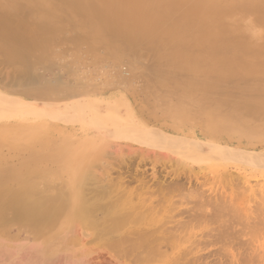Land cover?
<instances>
[{"label":"rangeland","instance_id":"obj_1","mask_svg":"<svg viewBox=\"0 0 264 264\" xmlns=\"http://www.w3.org/2000/svg\"><path fill=\"white\" fill-rule=\"evenodd\" d=\"M79 1L78 0L77 1L76 0H0V99L1 100L6 99L4 100V102L1 101L0 103L1 107H2L1 104H3V107L2 108L0 107V165H1L0 166L1 168L0 177L2 178L5 175L4 176L5 179L6 178L11 179L10 180L11 182L9 183V185H8L9 180L7 179H6L7 181L6 180L1 181L3 182V184L0 185L1 187L0 191H2L0 192V202L3 203V204L0 203V205L2 204L0 207L2 210L1 212L3 211L4 213L6 211L8 212L9 207L11 209L10 210L11 212H8L9 214L11 213L10 217L8 213H5L4 217H3V213H0V215L3 217V218L0 217L2 218L0 220L1 222L0 223L1 225L0 226V264H146L143 262L140 263L138 261L134 262L133 259L121 257L116 252H114L111 248H109L107 245L104 244L106 243V240L104 238H107V241H109V239L112 240V237L116 238L119 236V234L123 235L124 233H126L124 229L126 228L128 229V227L130 229V226L132 228L133 225L135 224V223H128V222L125 223L126 226H124L125 225L124 224L122 226L123 228L121 227V229L119 230L120 233L119 232L115 233L109 230L110 225H112L113 222L117 221V217H118L110 213L112 212L111 210H114L112 209L114 208V206L111 207L110 204H112V201L111 203L109 202L110 201L109 196L113 194H110L109 192H104V187L108 186L105 184H108L107 180H110L111 178L115 182H118V179H119L120 180L119 183L121 184L123 183L121 181H124L125 182L124 186H126L128 190L132 191L133 193L136 192V195H134L135 196L134 198L137 200L135 201L134 199V202L140 201L139 197H141L144 201H146L145 202L146 204L149 203V201H150L149 203L150 205L153 204L150 206L149 214L147 212L148 210L147 211L142 210V211L144 212L145 215H147V216L144 215L146 219L148 215L149 216L151 215L150 217L152 219L154 218L153 224L155 225L151 224V228L152 226L153 228H157L154 230H160L162 228L163 230L162 231L160 230L159 232L164 231V233H166L167 230L170 231V228H172L171 230H175L173 228H175L176 226H178L179 228V225H176L178 224L177 222H181L182 220H183L182 222L186 221L187 214L184 213L183 211L187 208H190V204L188 201L190 197L188 196V193L186 192L188 189H192L190 186L195 187L196 185L198 186L200 185L199 187H201V189L205 191V195L215 196V194L221 193L222 195V193H224L226 194L225 197L227 196L229 198V196L234 195V194L233 195L231 194L232 190L233 189L235 190V186L238 187L237 185H238V182L240 181L238 188L241 189L240 187H243V189L245 188L247 189V190L246 189L240 190V191L243 190V193L240 192L241 193L240 199L242 198L243 200L241 201L244 203L243 210H246V209L248 210L247 207H250V211L251 210L255 211L259 208V207H256L255 201L257 200L258 206H260V203L264 201L263 199L264 198L263 197L264 196L263 195L264 194L263 193L264 192L263 190L264 189V86H262L264 83L263 82L264 72L263 71L260 72V68L262 64L264 66V62H263L264 60V44H263L264 43V33H263L264 32V15H263L264 14V0H256V2L255 0L253 1L246 0L248 3L245 0L243 1L241 0H235V1L234 0H226V1L219 0L218 5L221 4L220 6H222L224 2L226 3L228 2L232 7H234L235 10H230V11L231 13L236 14L235 16L238 19H228V18L227 19H218V18L215 19L216 28L214 30L212 29V32L204 30L203 28L200 29L201 27L196 28L197 27L196 25L185 23V20L183 19V17L185 16H187V18L190 17V13L186 11L188 10V7H186L187 9L183 8L184 9L183 11L182 9H180L178 11L179 13L178 12L176 13L175 12L176 10L169 12L171 7L166 4H163L164 0H133V3H132L133 5L139 3V7L142 6L140 7L139 10H138L139 7L137 5L135 6H137L138 8H136L135 6H132L130 9L129 6L131 5H129L130 4V2H128L129 0H127V2L125 1V3H124V0H121L122 1L121 4L116 3L118 0L116 1L110 0V3L108 2L109 0L108 1L107 0H104V1L103 0H90V1L87 0V2L86 0H79ZM94 1L95 3L99 1L98 2L99 4L98 3L95 4ZM130 1L132 2V0ZM89 2L91 4L93 2L92 5L94 7L97 6L94 9L96 8L98 9H96L95 11H93L92 9V12L91 10H88V7L90 9L93 8L92 5L89 4ZM260 2L261 4H259ZM102 3L105 5L103 6ZM113 3L116 5L113 6L114 5ZM256 3L258 6H261L263 8L258 7ZM111 4H113L112 6L116 8L115 10L113 9V7L110 8ZM118 4L119 6L125 5V6H121L120 8L122 7H127V8H125L124 10H120V8H117ZM5 5L7 7H5ZM108 5H110V7ZM99 6L101 7V10ZM108 7L110 10L107 9L108 11H106L105 9ZM147 7H148V10L149 8L151 10L153 9V11L157 13L156 14L157 17L158 16L159 18L162 17L163 20L159 18L157 19L156 17L158 24H160L163 21V23L160 24L162 26L163 24L167 22L166 28L168 27L169 29L171 28L170 31H177L176 38L173 37L171 39L169 36L165 35V31L167 30L165 29L162 30V27H165V25L161 27L155 23L156 21L153 24L151 23L152 20L154 21L155 13L152 11V13L154 14V17L153 15L152 16L150 15L152 14L150 13L151 11H149V14L146 15ZM168 7L170 8L167 10L169 13L166 11V8ZM132 8L133 10L136 9L137 12L139 11L140 13L139 16L143 17L144 15H146L148 18V16L150 15L152 17L151 21L149 22L152 26L150 24H148L147 26L146 24L148 22L143 21V23L145 24H142L143 26L142 29L143 31H145L146 35L148 33H151L152 35L153 33L155 34L154 36L150 37L148 36L150 34H148L147 35L148 39H147L146 35H143L144 33L142 31L141 32L143 34H140L141 32L140 33L137 32V31L142 30L140 29L141 23L140 24L138 23L140 21V17L136 15L138 14L136 11L131 12ZM141 8L143 9V11H146L145 14L144 13L141 14L140 12ZM102 9L103 11L105 10V12H103L104 16H101L100 14V11H102ZM113 10L115 12L112 15ZM128 10L129 12H131L132 14L134 13V14L131 15L130 13V16H128L129 15ZM109 11L111 14L109 13ZM117 11H119L117 13L118 15L115 14ZM123 11L126 12V15L124 14L125 12ZM163 11L165 12L166 15H164ZM243 11L245 12L249 11V13L247 12L246 14L243 15L244 13ZM94 12L95 13L99 12V14L97 13L96 15ZM121 13L125 15L124 17L126 16H128L129 18L131 17V20L136 15V17L139 20H136L137 19L136 17H135L136 19L135 18L134 19L139 25L135 22L136 25L138 26L137 27L136 25L134 26L135 24L134 19H133L132 24L130 25L131 22H129L128 17L124 18V22L126 20V23H127V20H128L129 23L127 24L129 26L126 23L124 25V22L122 21L123 15H121ZM247 14H250V15L247 16ZM257 14H262V16H260L258 19L257 17H255V15ZM177 15L181 18L176 19ZM117 16L122 17V19L121 18L114 19V17L117 18ZM100 17H103L104 20L107 18L108 20L106 19V21H103V19ZM174 18L176 19V21H173L175 20ZM147 20L149 21L150 19L148 18ZM118 21H120L121 23ZM120 24H121L122 29L120 28V26H118ZM157 25L158 27H156ZM130 27L131 28L136 27L134 28L136 31L135 34L138 35L137 33H139L140 36L138 35L139 36L138 37L134 35L133 33L134 30L132 31ZM126 30H130V31H126ZM150 30L154 32H150ZM156 31H159V33ZM198 32H201V33L199 34ZM231 38H232L233 43L230 40ZM152 39L153 41L154 40L155 41L153 42ZM164 39L165 41L163 42L162 40ZM226 41H227V45H226ZM173 43H174V46H173ZM228 44H230V47H228L229 46ZM231 44L232 46L233 44H237L236 46H233L235 47V49L231 48ZM161 45L163 46L162 49H161ZM252 46L253 48L251 49L250 47ZM152 47H157L158 50L157 48H152ZM178 48L181 50H178ZM167 49L169 50L167 51ZM182 50L186 51V55H188L187 53L190 52L188 58L187 56L184 55L185 53ZM178 51L179 52L181 51L180 54L183 52V55H182L183 57L178 54ZM174 52H176V54L178 55L176 56L175 54L174 60L173 59L170 60V58H172L171 54L173 55ZM157 53H160L161 55L160 54L158 55ZM241 53L243 55H241ZM254 53L256 54V58H255ZM248 54L250 55L252 54L251 57ZM167 55H169L168 56L169 59H167ZM175 56L177 57V59H175L176 58ZM178 56L179 57L181 56V57L179 58ZM258 56H261V59H259ZM181 58L182 59L184 58L183 63L179 65L178 63L181 62L180 61L182 60ZM185 58L187 59V61ZM232 59L234 60L236 64L233 62ZM166 60L167 62L164 63V61ZM169 60L174 61V63L172 61L173 65L171 64ZM176 60L178 63H176L175 65ZM248 60L250 61L249 62L250 64L248 63ZM240 64L241 66H239ZM255 64H257V66ZM236 67L237 68L240 67V68L236 69ZM166 68L167 69L169 68V69L166 70ZM160 71H162V73ZM255 71L257 73H255ZM230 72L232 74H230ZM251 72L254 74H252ZM171 81L172 83H170ZM147 82H151V83L148 84ZM203 86L204 88H202ZM46 87H49V88H46ZM50 90H52V93H53L52 96H50L51 94ZM36 91H41V93L46 91V93L47 92H50V93L46 97H42V98H40L42 95H40V97L38 95L37 96L35 95V97H33L34 96L33 95L31 97V95H29L32 92L34 93ZM55 91L60 94H57V93L55 94ZM70 92L71 93L74 92L73 95ZM67 93L69 94L67 95ZM48 96H50L49 99L47 98ZM1 97H4V98H1ZM43 98H47L48 101H46V99H43ZM219 99L220 101H218ZM18 103L21 105V106L19 105L20 108L22 107L21 109L18 107L19 111L14 109L13 107V104H18ZM4 106H7V107L10 106L13 108L12 110H10L7 107L4 108ZM81 106L84 107V109ZM25 107L27 108L32 107V110L27 109ZM2 109L5 112V113L2 112L3 114L1 113ZM98 109L99 111L97 112ZM14 110L17 112H15ZM160 110L161 112H159ZM155 112L157 115L155 114ZM15 114L18 118L15 116ZM85 114L87 115L84 116ZM94 114L97 118H99L100 116H103L101 117L102 120H100L101 118H99V120L102 122L103 120L107 119L108 126L109 125L111 126V121H109L110 119L112 120V122L115 120L116 123L115 122L114 123L116 125L112 123V125H114V128H112L111 126V128L109 129L108 126L107 127L103 126V124L100 123V121L97 122L98 120L97 118L94 120L90 118V116L94 117ZM4 115L6 116V118ZM187 115H189V117H187ZM107 116L108 117L110 116L109 117L110 119L107 118ZM154 117L156 118L154 119ZM77 118L78 120L79 119L81 120L78 121ZM92 122H96L95 123L96 125L93 124ZM82 123L84 124L82 125ZM97 124L100 125L99 127H101V129L97 126ZM119 124H121L122 127L117 126ZM94 126H96L97 128ZM176 127L177 128L179 127L178 129L180 130H177ZM106 128H108L110 132ZM143 128L145 129L146 132H149L148 134H152L151 132L157 133V135L160 134L163 140L160 141L161 138H159L160 137L159 135L157 136V138L156 137L153 138L152 140L154 142L152 141V143L150 144L149 142L147 143L146 141L147 138L144 136V134H143V138H138L137 135H140L141 133L138 134L137 131ZM120 131H122L123 134ZM132 136L133 138H130ZM189 141H190V144H189ZM194 143L196 144L198 143L197 144L198 146L196 144H195L196 146L193 145ZM199 144H202V145H199ZM164 145L166 147L168 146V148H165ZM181 145H184V146H181ZM191 145L194 147V149L188 148ZM203 145H205V147L209 146V148H203L204 147ZM185 146H186V149L177 148V147H185ZM200 146L202 147V149ZM94 147H96V149H94ZM121 147H122V150H121ZM191 149L192 151L194 150L193 154L195 155V157L196 155H204L203 156L204 159L202 158V156H200L201 158L199 159L196 158L198 159V161L194 159L195 157L194 156L192 157L190 155ZM82 150H84L85 152L84 151L82 152ZM171 150L173 151V153ZM187 150H189L190 153ZM146 151H148L149 154ZM180 151H183V153ZM184 151L188 153L185 154ZM195 151L201 152V154L200 153L198 154ZM33 152H35L36 155H34L35 153ZM97 152L98 154H96ZM219 152H221V154L223 153L222 155L224 156L222 157L223 159L218 158L221 156ZM205 153H206V156H205ZM207 153L210 154V155L208 154L210 157L209 156L207 157ZM161 154L162 156L164 155L163 157L166 158L168 161L165 162L166 159L164 160ZM165 154L168 155L169 157L165 156ZM188 154L192 157V159H194L197 162L192 160ZM145 155H147V157ZM185 155L186 156L188 155L187 157L189 158L184 157ZM211 155H215L216 157L218 156L217 157L218 161L215 160L216 159L215 156H214L215 159L211 158ZM100 157L105 159L103 160L104 162L101 160L102 158L100 159ZM170 157L173 158L172 161L170 160V163L172 162L171 164H169ZM175 157L176 159H178L177 161H179V163H177L176 159H174ZM206 158H208L209 161ZM122 160L124 161V163ZM39 161L41 162L39 163ZM91 161L93 162L91 163ZM25 162L28 163V165ZM32 162L35 164H33ZM81 162L82 164H80ZM187 162L188 164H186ZM22 163L24 165L26 164L25 167ZM108 163H111V164H108ZM176 163L177 165H175ZM178 164H180V166ZM8 166H10V168ZM104 166H106L108 169ZM6 167L8 169H6ZM81 167L82 168L84 167L83 170H81L82 169ZM16 168L20 169L21 171L16 170ZM89 168H91L92 170H89ZM94 168L96 169L98 168V169L94 171ZM99 168H100V171H99ZM59 169L61 172L59 171ZM88 170H89V173L87 172ZM14 171H17V172H14ZM72 171H75L74 174ZM97 171L101 174L102 177H100ZM177 172H180V173H177ZM15 173H17V175ZM171 173H172V177L170 175ZM174 173L180 174L182 176L181 182L184 181V184H185V190H183V193L180 192L181 196L179 195V197L176 196L175 198V200H179L177 201L178 204L176 206L177 207L176 209L184 208V210L179 209L177 211L176 209L174 210V207L169 210V207H167V205H164L166 203L162 202L163 199H161L163 197V194L161 193H164L166 195L165 193L166 190H164L163 192V189H165L164 185L167 184V182L168 183L170 182L168 180L172 181L175 175ZM153 174H155L156 176ZM14 175L18 177L20 176L19 177L20 182H18V184H20L19 185L20 187H18L15 184L17 182L15 183L13 182L12 178L14 177ZM84 175L86 176L89 175L85 177L89 178L90 181L89 180L85 181L88 184V186L84 185L85 182L83 184L84 189L86 188L85 186H87V188L85 189V193L87 192V194L84 193L85 195L83 197L81 196L83 194L82 193L83 190H81L80 192L79 189H82L83 187L82 182L83 180L86 179V178L85 179L83 178ZM192 176H195V177H192ZM75 177L77 178L75 179L76 181L72 179ZM107 177L109 179H107ZM229 177H230V181H229ZM231 177L234 179H231ZM54 178H56L57 181ZM94 178H96V180H93ZM184 178L185 180H183ZM226 178L228 179V181ZM189 179L190 180L192 179V180L189 181ZM34 180L35 181L37 180V182H35ZM224 180H225V183H224L225 187L223 186ZM48 181H51V182H48ZM95 181H98V182H95ZM44 182H47V183L45 184ZM68 182L74 185L75 183L76 185H78L79 183L81 184L82 187L81 186L79 187V185L78 186L75 185L74 187V185H71L70 183L68 184ZM159 182H161V184L163 183L162 185L159 186V187L162 186L161 188H163L161 190L162 191L161 193L158 191V188H157L159 185L158 184ZM226 182H228V184ZM6 184H7V187H6ZM67 184L70 186H73V188L68 187ZM215 184L216 186L219 184V186L216 187ZM15 185L19 188V190L16 188ZM21 185H22V188H21ZM93 186H95L96 189ZM247 186L248 187L250 186L249 187L250 192L254 190V189H251V187L256 188L255 191H252L253 194L256 192V190H258L257 188H259V190L257 191L258 194L256 192L259 198L256 196L254 197L256 199L252 198L251 197L252 193L248 191ZM12 187L16 188L18 191L14 188L12 189ZM92 187L93 189H91ZM145 187L146 189H149V190L155 188L156 191L151 190L149 191L151 193H149L148 190L144 189ZM231 187H234V188H231ZM8 188H9V191H7ZM68 188H69V191L70 190L72 191L69 192L67 190ZM88 188H89V191H88ZM213 188H215V190L213 191L214 194L212 192ZM217 188L224 189V190L219 191L217 190ZM34 189L35 190L40 189L42 195L40 194V192L36 193ZM94 189L95 191L96 190L97 191L96 192L92 191ZM15 190L18 193L22 194L23 198L21 197L20 194L17 195L16 194L17 192ZM236 190L237 192L236 191L235 192L237 194L238 189ZM144 191H147V192H144ZM73 192H75L76 194L75 193L73 194ZM28 193H31V194L35 193V195L33 194L30 195ZM102 193L103 194L106 193L105 195H107L108 193V195L109 194L110 195L109 196L104 195L106 198L104 197L103 199ZM139 193L141 194V196ZM240 193H238L237 195L239 196ZM61 194H63L64 196L67 195L66 198L62 197V199L64 198V200L68 199L67 197H69V199L67 200L69 202L65 204V206L63 205L61 206V204H64L65 202H67L66 200L64 202L60 198ZM193 194L196 195V191ZM243 194H245V196H243ZM9 195L10 197H8ZM27 195L31 197L32 199L29 198ZM53 195H56V196H53ZM249 195L250 197H248ZM259 195L261 196V198ZM72 196L74 200L72 199ZM74 196L76 197V199L74 198ZM98 196L100 197L95 198ZM246 196L248 197L247 199L249 198L250 200L251 198L253 199L251 201L250 200L246 201L247 205L244 199L246 198ZM14 197L18 200V202L17 200L16 202H14L15 200L13 199ZM79 197H81L82 200L83 198L86 197L85 199L87 200L84 199V201L86 202L89 201L88 203H90V199H91V202L94 200V203H95L94 208H96V205L99 206L103 204V202L105 203L106 206L103 204L101 205V207L100 206L97 207L96 208L97 210L96 209L93 210L92 203H90L91 205L90 207L92 208L91 210V208L88 206L89 204L87 205V203L85 202L86 203L85 205L89 207L87 208L88 209L87 210L85 209L84 205L81 203L82 200L79 199ZM101 197H102V200H104L102 203L99 202L101 201L100 199ZM145 197L148 199H146ZM11 198L13 200H11ZM39 198L41 200L43 198L44 199L41 201ZM50 198L52 199L54 198V199L52 200ZM112 198L114 200V195ZM149 198H152V200ZM25 199L27 200L26 202L24 201ZM59 199H61L62 201ZM70 199L72 200L70 201ZM97 199H100V200L98 201ZM29 200H31L30 202L34 204L29 205L30 203ZM48 200L49 201L51 200V201L49 202ZM76 200L78 201L76 202ZM6 201L9 203V205L8 203H6ZM37 201L39 202L41 206L38 205ZM59 201H61V203ZM105 201H107V203ZM183 201L185 203H183ZM252 201L255 205L251 203ZM44 202L49 203V205L45 204ZM75 202L78 203L80 207L84 208V210L83 208H81V210L83 211H80L79 209L80 214L78 211L74 210L76 208L78 210L79 208L78 205L75 208L76 204L75 205L73 204ZM162 203H163V206L159 205ZM243 203L240 202L239 204L242 206ZM5 204L7 206H5ZM25 204H28L31 207ZM35 204L36 206H34ZM69 204L71 205L73 204V207L72 206L71 207L74 209H72L71 207H66V206H70ZM80 204H82L83 206H81ZM239 204L237 203L236 206L240 207ZM44 205L46 208L44 207ZM46 205H48V207ZM253 205L254 207L251 208ZM102 206H104L103 208L105 207L106 208L103 209ZM159 206H161L162 209ZM164 206H166V208ZM40 207H42L43 209L45 208V209L43 210ZM65 207L67 208V210H64ZM262 207H263V212H264V206ZM36 208L37 210H34ZM52 208L54 210H52ZM59 208L63 210V213L64 211H67L65 212L66 215H61L63 213ZM153 208L155 209V211L151 212V210L153 211ZM12 209H16L17 212H15L16 210L14 211ZM40 209L42 210L43 213L41 212ZM106 209L108 210L111 209L109 210L110 214L104 213V212H107ZM33 210L35 211L36 216H34ZM89 210L91 212H89ZM37 211H39V213H36ZM51 211L52 213L54 212L53 216L51 215ZM163 211L164 212L168 211L167 213L168 214L170 213L169 214L170 216L171 215L172 217L174 216V218L171 219L170 223L168 222L170 221L168 220L170 219V217H167L169 215L166 212L164 213ZM171 211H173V213H171ZM252 211L249 212L248 210L246 212L250 214L251 217L249 218H253L252 220H256L254 218H257L259 213L257 214V212H252ZM81 212L84 213L83 215L86 214L87 216L85 215L86 217L85 216L83 217ZM92 212H93V215L94 214L95 215L98 214V215L96 217L95 216L93 217L91 214ZM120 212H118V214ZM55 213L56 214L60 213V216L56 215ZM67 213H69V215H67ZM245 213L243 211V214ZM253 213H256V215L255 214L251 215ZM37 214H41V215H37ZM158 214H160V216H158ZM243 214H241L238 217H243L246 215V214L245 215ZM108 215L109 216L111 215L110 217H112L113 215L111 221ZM154 215L156 217H154ZM54 216L56 217L55 220H53ZM106 216H108L109 218L108 220L110 222L106 221L107 219L104 220L105 218H107ZM36 218L39 221L35 220ZM47 218L52 219L53 223H52V220H48ZM158 218H159V222H157ZM9 219L11 220L8 221L9 222L8 223L7 220ZM94 219H96L95 222L97 225L96 224L93 225V223L95 222L92 220ZM2 220L4 222L6 221L8 225H6V223H3ZM46 220H48V222ZM90 220L93 223H90L91 222ZM98 220L99 221L101 220L100 223H98L99 222ZM148 220L150 221L151 219H148ZM163 220H166V221L164 222ZM63 221H65V223ZM236 221L240 222V220H236ZM37 222H39V224ZM54 223L56 225H54ZM89 223L90 225H87ZM194 223L196 222L194 221ZM205 223L207 224V222ZM214 223H211V226H213L212 229L215 228L217 232L220 231L219 228L217 227L219 224L215 223L217 225L216 226ZM240 223H238L237 225L238 228H241V225L239 227ZM28 224H29V227H28ZM91 224L96 227L99 226V228L101 227V225L102 226L105 225L106 227L104 226L105 228L103 227L100 230L99 228L98 229L96 228L94 231V228L91 226ZM162 224L164 227L162 226ZM203 224L202 225L200 224V226L196 225V228L194 226L195 229L190 230V227L189 229H187V232L190 231L189 234L192 232L191 236L192 235L198 236V238L194 236L192 237L195 240L198 239V241H201L203 243L204 246L201 244L202 250L204 247L206 248V249L204 248L203 251L199 249L198 251L195 250V252L197 251L198 256L195 252L194 254L191 255V257L194 260L193 262L197 261L196 264H201L200 261H202V263L204 262V264H208V263L209 264H217V263L219 264H229V263L230 264H235V263L242 264L243 261L245 262V264L246 263L247 264L256 263V261L254 260L251 261L250 259H248L254 256V255H251L253 252L249 249H246L248 248L246 244H244V246L242 245L243 244L242 242H244L245 239H248V236L246 238V236L244 237L243 235L242 238L244 237L243 238L244 240L242 238H236V240L238 239V241L240 239L239 242H241V239H242L241 244H239V242L236 243L237 242L236 240H232L234 242L236 241L235 244L234 242H232L230 243L231 245L227 246L229 244L228 242L231 239L228 240L227 241L228 244L225 243L224 245L227 246L226 248H228V251L230 250V252L226 253L227 249L225 252L224 250L225 247H223L224 245L222 246L223 248L219 247L220 245L219 242H221L220 237H217V239L219 238V241L217 239H215L217 241H213V238L209 236L205 237L206 235L208 234L210 235L211 233H209L205 224L204 225ZM30 225L34 227H31ZM25 226L28 228H26ZM144 226L148 227V225H144ZM144 226L138 224V228L140 227L143 228ZM234 226H236V224ZM184 227L185 226L180 227V228L184 229ZM203 227H205L207 230L204 229ZM208 228L210 229V227ZM129 229L127 231H129ZM204 230H206L205 233H208V234L205 235ZM237 230L239 231V229ZM237 230L233 232L238 233ZM96 231L97 233H95ZM194 231L195 233L193 234ZM185 232L183 235L188 237L186 235L187 232L186 233ZM217 232H215L214 230L212 231V236H214V238L217 236L216 235L218 234ZM233 232L231 231L230 232L231 235H229V237L228 236L226 237L229 239L231 238L230 236H235L236 234ZM260 232L264 233V230H261ZM200 234L202 235V237L200 236ZM259 237L260 239L258 238L259 241L257 242V245L258 243L260 244L264 241V234H261V236ZM262 237L263 239H261ZM199 238H202V239H199ZM227 238H224V241ZM203 241L204 242L211 241L210 243H212L213 241V243L212 244L207 243V245L205 246L206 243L204 244ZM237 244L239 245L240 248L238 247ZM262 244H264V242ZM184 245H185L184 247L186 246L188 247L189 243L184 244ZM236 248L239 251L236 250ZM165 249L166 248L164 247V250ZM168 250H169L168 252L171 251L170 249ZM262 251H264V249ZM231 252L234 253L233 254L234 256L232 255ZM246 252H248V254ZM214 253L216 255H214ZM224 253L227 254V257H229V259L225 257L226 255H224ZM258 253H256V256L257 254L259 256L257 258L259 260L262 258V260L264 261V257L262 256L263 254L261 252H258ZM199 255L200 256L202 255L203 257H201L200 259ZM207 256H209L210 258H208ZM213 256H216V257L219 256V257L216 259ZM231 257L233 258V260ZM196 258H198L199 260H196ZM245 260L249 262L250 261L255 262V263H249ZM165 261H169V260L166 259ZM165 261L163 262L165 263ZM157 262H152L150 264H153V263L157 264ZM163 262L161 264H164ZM167 263L169 264V262ZM259 264H264V262H261Z\"/></svg>","mask_w":264,"mask_h":264},{"label":"bare ground","instance_id":"obj_2","mask_svg":"<svg viewBox=\"0 0 264 264\" xmlns=\"http://www.w3.org/2000/svg\"><path fill=\"white\" fill-rule=\"evenodd\" d=\"M77 1V0H76ZM79 1V0H78ZM88 1H90V0H88ZM104 1V0H103ZM108 1V0H107ZM114 1H116V0H114ZM119 1V0H118ZM116 2V3H120L121 4V0L119 1V2ZM125 1L127 2V0H124V3H125ZM218 1L219 0H164V2H163V4H166V5H168V6H170L171 7V9L168 7V8H166V11L168 10V9H170L169 10V12L170 11H173V10H176L175 12L177 13L180 9H182V11L186 8V7H188V10H186V11H188V13H190V17L189 18H187V16H185V17H183V19L185 20V23H190V24H193V25H196L197 27L196 28H198V27H201L200 29H204V30H207V31H211L212 32V29L214 30L216 27H215V19H238L235 15L236 14H233V13H231V11L230 10H235L234 9V7H232L228 2L226 3V2H224L223 4H222V6H220L221 4H219L218 5ZM226 1V0H225ZM235 1V0H234ZM241 1H243V0H241ZM246 1V0H245ZM253 1V0H252ZM252 1H250V2H252ZM80 2V1H79ZM86 2H87V0H86ZM99 1H97L96 3H98ZM102 2V1H101ZM109 3H110V0L108 1ZM113 2V1H112ZM111 2V3H112ZM128 2H130V4L129 5H131V6H129L130 7V9H131V7L132 6H135V5H137L138 7H139V3H137V4H135V5H133L132 3H133V0H132V2L129 0ZM247 2V1H246ZM255 2H256V0H255ZM71 3V2H70ZM74 3V2H73ZM94 3H95V1H94ZM95 3V4H96ZM123 3V4H124ZM242 3V2H241ZM248 3V2H247ZM8 4V3H7ZM76 4V3H75ZM81 4V3H80ZM86 4V3H85ZM89 4H91L90 2H89ZM92 4H93V2H92ZM91 4V5H92ZM99 4V3H98ZM101 4V3H100ZM114 4V3H113ZM111 4V7H110V5H108L110 8H112L113 6H115L116 4ZM128 4V3H127ZM127 4H126V6H127ZM244 4V3H243ZM252 4V3H251ZM259 4H261V2L259 3ZM77 5H78V3H77ZM87 5V4H86ZM90 5V6H91ZM102 5L104 6L105 4H103L102 3ZM113 5V6H112ZM165 5V6H166ZM218 5V6H217ZM238 5V4H237ZM256 5H257V3H256ZM82 6V5H81ZM102 6V7H103ZM106 6H107V4H106ZM105 6V7H106ZM121 6H125V5H121ZM121 6H119V4L117 5V8H120ZM137 6H135L136 8H138ZM164 6V7H165ZM190 6V7H189ZM220 6V7H219ZM255 6V5H254ZM258 6V5H257ZM5 7H7L6 5H5ZM77 7V6H76ZM87 7V6H86ZM92 7L93 8H89L88 7V10H91V12H92V9H93V11H95L96 9H98V8H96V9H94L95 7H97V6H93L92 5ZM100 7V6H99ZM109 7L108 8H106L105 10L106 11H108V10H110L109 9ZM140 7H142V6H140ZM140 7L138 8V10L140 9ZM256 7V6H255ZM258 7H260V8H263V7H261V6H258ZM125 8H127V7H122V8H120V10H124ZM134 8V7H133ZM133 8H132V10H131V12H134V11H136L137 12V10L136 9H134L133 10ZM184 8V9H183ZM249 8V7H248ZM254 8V7H253ZM108 9V10H107ZM113 9L115 10L116 8L115 7H113ZM129 9V8H128ZM129 9V10H130ZM187 9V8H186ZM100 10H101V7H100ZM99 10V11H100ZM105 10L103 11V9H102V11H100V14H101V16H104L103 15V12H105ZM113 10V12H112V15H113V13L115 12ZM129 10H128V13H129V15H128V13H127V15L128 16H130V13L131 12H129ZM142 10V11H141ZM141 10H140V12H141V14L142 13H144L145 14V12H146V15L147 14H149V11H151L150 13H152V11H153V9L151 10L150 8H149V10H148V7H147V9H146V11H143V9L141 8ZM112 11V10H111ZM181 11V12H182ZM250 11V10H249ZM249 11H243L244 13H243V15L244 14H246L247 12L249 13ZM119 11H117L115 14H117ZM120 12H122V11H120ZM123 12H125V11H123ZM136 12H135V14H136ZM154 12V11H153ZM164 12V11H163ZM168 12V11H167ZM168 12V13H169ZM233 12V11H232ZM95 13V12H94ZM93 13V14H94ZM98 14H99V12H97ZM97 13H95L96 15H97ZM109 13H110V11H109ZM138 14H136V15H140V13H139V11L137 12ZM155 13V18H154V21L152 20V24L155 22L156 24H158V21H157V19L159 18V16L157 17V13L156 12H154ZM179 13V12H178ZM111 14V13H110ZM125 15H126V12L124 13ZM134 14V13H133ZM132 13H131V15H133ZM182 14V13H181ZM187 14V13H186ZM92 15V14H91ZM118 15V14H117ZM121 15H123L122 13H121ZM125 15H123V19H122V17H118L117 16V18H115L114 17V19H118V18H121L122 19V21L124 22V18H126V17H128V16H126V17H124ZM136 15H135V17H136ZM146 15H144L143 17L142 16H139L140 17V21L138 22L139 24L141 23V28H140V26H139V28L140 29H142L143 28V26H142V24H145V23H143V21H147L148 23L146 24L147 26H148V24H150L149 22L151 21V19H152V15H153V17H154V14L152 13V14H150L149 16H148V18L150 19L149 21L147 20L148 18H147V16ZM159 15V14H158ZM164 15H166L165 14V12H164ZM248 15H250V14H247V16ZM264 15V14H263ZM106 16V15H105ZM115 16V15H114ZM145 16H146V18H145ZM178 16V15H177ZM176 16V19H178V18H181V17H177ZM181 16H183V15H181ZM246 16V17H247ZM260 16H262V14H257V15H255V17H257L258 19H259V17ZM113 17V16H112ZM135 17H133L132 18V20H131V17L128 19L129 20V22H131L130 23V25L132 24V22H133V19L135 18ZM142 17V18H141ZM156 17H157V19H156ZM169 17V16H168ZM254 17V18H255ZM100 18H102L103 19V21H106V19L104 20V18L103 17H100ZM137 18V17H136ZM135 18V19H136ZM173 18V17H172ZM186 18V19H185ZM76 19V18H75ZM113 19V20H114ZM135 19H134V23L136 22L135 21ZM159 19H161V20H163L162 19V17L161 18H159ZM171 19V18H170ZM175 19V18H174ZM176 19L175 20H173V21H176ZM108 20V19H107ZM128 20H127V23H129L128 22ZM136 20H139L138 18L136 19ZM165 20V19H164ZM180 20V19H179ZM102 21V22H103ZM178 21V20H177ZM183 21V20H182ZM118 22H120V21H118ZM179 22V21H178ZM98 23V22H97ZM121 23V22H120ZM125 23H126V20H125V22H124V25H125ZM126 23V24H127ZM137 23V22H136ZM136 23L134 24V26L136 25ZM137 23V24H138ZM160 23V22H159ZM161 23H163V21L161 22ZM160 23V24H161ZM167 23V22H166ZM166 23L165 24H163V25H165V27H162L160 24H158L159 26H161L162 27V30L163 29H165V30H167V31H165V35L166 36H169L171 39L173 38V37H175L176 38V36H177V31H170L171 30V28L169 29V27L168 28H166L167 26H166ZM56 24V23H55ZM117 24V23H116ZM119 24V23H118ZM138 24V25H139ZM174 24V23H173ZM122 25H123V23H122ZM128 25V24H127ZM126 25V26H127ZM138 25H136V27L138 26ZM151 25V24H150ZM158 25L156 26V27H158ZM175 25V24H174ZM180 25V24H179ZM114 26H115V24H114ZM118 26H120V28H121V24L120 25H118ZM118 26H117V28H118ZM129 26V25H128ZM127 26V27H128ZM145 26V25H144ZM152 26V25H151ZM155 26V25H154ZM123 27V26H122ZM126 27V28H127ZM136 27H130L131 28V30L133 31V33H134V35H136L135 34V29L134 28H136ZM150 27V26H149ZM155 27V28H156ZM138 28V29H139ZM191 28V27H190ZM122 29V28H121ZM139 29V30H140ZM159 29V28H158ZM124 30V29H123ZM152 30V29H151ZM150 30V32H154V31H151ZM157 30V29H156ZM100 31V30H99ZM125 31V30H124ZM124 31H123V33H124ZM126 31H130V30H126ZM144 33H142V32ZM160 31V30H159ZM159 31H156V32H158L159 33ZM262 31V30H261ZM137 32H141L140 34H143V35H146L145 34V31H143V29L142 30H140V31H137ZM185 32V31H184ZM183 32V33H184ZM191 32V31H190ZM139 33H137L139 36H140V34ZM146 33H148V32H146ZM199 34L201 33V32H198ZM264 33V32H263ZM77 34V33H76ZM119 34H120V32H119ZM148 34H150V35H148ZM147 35L148 36H150V37H152V36H154L155 34H153L152 33V35H151V33H148ZM178 34H179V32H178ZM123 35H125V34H123ZM129 35V34H128ZM133 35V34H132ZM133 35V36H134ZM138 35H136V36H138ZM147 35H146V37H147ZM202 35V34H201ZM205 35V34H204ZM235 35V34H234ZM130 36V35H129ZM138 36V37H139ZM137 37V38H138ZM165 37V36H164ZM105 38V37H104ZM190 38H191V36H190ZM193 38V37H192ZM141 39V38H140ZM147 39H148V37H147ZM155 39V38H154ZM169 39V38H168ZM201 39V38H200ZM236 39V38H235ZM150 40V39H149ZM167 40V39H166ZM231 40V42L233 43V41H232V38L230 39ZM238 40V39H237ZM87 41V40H86ZM152 41H153V39H152ZM155 41V40H154ZM153 41V42H154ZM163 42L165 41V39L164 40H162ZM192 41V40H191ZM190 41V42H191ZM198 41V40H197ZM201 41V40H200ZM199 41V42H200ZM147 42V41H146ZM162 42V43H163ZM166 42H168V41H166ZM165 42V43H166ZM171 42V41H170ZM194 42H196V41H194ZM230 42V41H229ZM237 42V41H236ZM234 43H235V41H234ZM13 44V43H12ZM161 44V43H160ZM264 44V43H263ZM167 45H168V43H167ZM171 45V44H170ZM195 45V44H194ZM226 45H227V41H226ZM229 46L228 47H230V44H228ZM237 44H233V46H236ZM243 45H244V43H243ZM258 45H260V44H258ZM119 46H121V45H119ZM156 46V45H155ZM166 46V45H165ZM173 46H174V43H173ZM232 46V44H231V48L233 49H235V47H233ZM159 47V46H158ZM171 47V46H170ZM176 47H177V45H176ZM238 47H240V46H238ZM247 47V46H246ZM151 48V47H150ZM152 48H157V47H152ZM160 48V47H159ZM163 48V46L161 45V49ZM168 48V47H167ZM251 49L253 48V46L252 47H250ZM249 48V49H250ZM133 49H135V48H133ZM228 49V48H227ZM237 49V48H236ZM157 50H158V48H157ZM166 50V49H165ZM169 49H167V51H168ZM178 50H181V49H179L178 48ZM185 50V49H184ZM184 50H182V51H184ZM248 50V49H247ZM97 51V50H96ZM192 51V50H191ZM234 51H236V50H234ZM238 51H239V49H238ZM242 51V50H241ZM103 52V51H102ZM128 52V51H127ZM160 52V51H159ZM163 52V51H162ZM181 52V51H180ZM180 52L178 51V54L179 55H183V52L180 54ZM245 52V51H244ZM247 52V51H246ZM166 53H168V52H166ZM184 55L185 56H187V58H188V56H189V53H187L188 55H186V51H184ZM232 53V52H231ZM239 53V52H238ZM258 53V52H257ZM158 55L160 54V53H157ZM176 54V52H174L173 53V55L171 54V56H172V58H170V60L171 59H173L174 60V55ZM178 54H176V56L178 55ZM197 54H198V52H197ZM255 54V53H254ZM254 54H253V56H254ZM90 55V54H89ZM161 55V54H160ZM170 55V54H169ZM169 55H167V59H169ZM234 55V54H233ZM235 55H237V54H235ZM241 55H243L242 53H241ZM250 57H251V55L250 54H248ZM92 56V55H91ZM106 56V55H105ZM165 56V55H164ZM175 56V57H176ZM180 56V57H181ZM184 56V57H185ZM248 56V57H249ZM110 57V56H109ZM109 57H107V58H109ZM129 57V56H128ZM133 57V56H132ZM179 57V56H178ZM179 57V58H180ZM183 57V56H182ZM196 57V56H195ZM238 57V56H237ZM242 57V56H241ZM245 57V56H244ZM246 57H247V55H246ZM259 57V59H261V56H258ZM161 58H162V56H161ZM165 58V57H164ZM194 58V57H193ZM231 58V57H230ZM243 58V57H242ZM241 58V59H242ZM255 58H256V54H255ZM135 59V58H134ZM175 59H177V57L175 58ZM182 59V58H181ZM184 59V58H183ZM183 59L182 60H180L181 62H177V60L175 61V65H176V63H178L179 65L180 64H182L183 63ZM186 59V58H185ZM234 59H235V57H234ZM239 59V58H238ZM244 59V58H243ZM119 60H120V58H119ZM156 60V59H155ZM165 60V59H164ZM169 60V61H170ZM172 60V61H173ZM233 60V59H232ZM231 60V61H232ZM251 60V59H250ZM256 60V59H255ZM263 60V59H262ZM8 61V60H7ZM172 61H170L171 62V64H172ZM179 61V60H178ZM185 61V60H184ZM186 61H187V59H186ZM193 61V60H192ZM244 61V60H243ZM260 61V60H259ZM13 62V61H12ZM165 62H167V60L166 61H164V63ZM189 62V61H188ZM233 62H234V60H233ZM250 61L248 60V63H249ZM257 62V61H256ZM263 62H264V60H263ZM169 63V62H168ZM173 63H174V61H173ZM187 63V62H186ZM235 63V62H234ZM18 64V63H17ZM130 64V63H129ZM236 64V63H235ZM250 64V63H249ZM259 64V63H258ZM262 64V63H261ZM127 65V64H126ZM135 65V64H134ZM173 65V64H172ZM184 65H185V63H184ZM243 65V64H242ZM246 65V64H245ZM256 66H257V64H255ZM171 66V65H170ZM239 66H241V64L239 65ZM111 67V66H110ZM109 67V68H110ZM167 67V66H166ZM176 67V66H175ZM183 67V66H182ZM186 67V66H185ZM253 67V66H252ZM251 67V68H252ZM132 68V67H131ZM173 68V67H172ZM232 68H233V66H232ZM238 68H240V67H238ZM237 67H236V69H238ZM250 68V69H251ZM260 68V67H259ZM259 68H257V69H259ZM169 69V68H168ZM167 68H166V70H168ZM230 69H231V67H230ZM112 70V69H111ZM179 70V69H178ZM240 70V69H239ZM238 70V71H239ZM252 70H254V69H252ZM235 71V70H234ZM261 71H263L264 72V66H263V64H262V66H261V68H260V72ZM158 72V71H157ZM161 73H162V71H160ZM229 72V71H228ZM233 72V71H232ZM236 72V71H235ZM234 72V73H235ZM135 73V72H134ZM233 73V74H234ZM237 73V72H236ZM248 73V72H247ZM252 73V72H251ZM255 73H257L256 71H255ZM230 74H232L231 72H230ZM252 74H254V73H252ZM264 74V73H263ZM262 74V75H263ZM88 75V74H87ZM173 75V74H172ZM228 75V74H227ZM226 75V76H227ZM256 76V75H255ZM258 76V75H257ZM261 76V75H260ZM96 77V76H95ZM81 78V77H80ZM140 78V77H139ZM186 78V77H185ZM163 79V78H162ZM162 79H160V80H162ZM187 79V78H186ZM165 80V79H164ZM193 80V79H192ZM199 80V79H198ZM122 82V81H121ZM158 82V81H157ZM191 82V81H190ZM214 82V81H213ZM257 82V81H256ZM264 82V81H263ZM146 83V82H145ZM148 84H150L151 82H147ZM170 83H172V81L170 82ZM261 83V82H260ZM101 84V83H100ZM216 84H217V82H216ZM262 84V83H261ZM121 85V84H120ZM129 85V84H128ZM139 85V84H138ZM176 85H178V84H176ZM181 85V84H180ZM239 85V84H238ZM92 86V85H91ZM118 86V85H117ZM163 86H164V84H163ZM166 86V85H165ZM262 86H264V83H263V85ZM119 87V86H118ZM206 87V86H205ZM15 88V87H14ZM46 88H49V87H46ZM45 88V89H46ZM105 88H107V87H105ZM172 88V87H171ZM199 88V87H198ZM202 88H204V86L202 87ZM201 88V89H202ZM133 89H134V87H133ZM136 89V88H135ZM197 89V88H196ZM200 89V90H201ZM32 90V89H31ZM84 90V89H83ZM156 90V89H155ZM187 90V89H186ZM199 90V89H198ZM256 90V89H255ZM23 91V90H22ZM30 91V90H29ZM54 91V90H53ZM63 91V90H62ZM68 91V90H67ZM76 91V90H75ZM177 91V90H176ZM180 91V90H179ZM245 91V90H244ZM50 92H51V94H50V96H52V90H50ZM50 92H47L46 93V91H44V92H42L41 93V91H36V92H32L31 94H29V95H31V97L33 96V97H35V95L37 96H39L40 97V95H42L40 98H42V97H46ZM61 92V91H60ZM138 92V91H137ZM186 92V91H185ZM195 92H196V90H195ZM57 92L55 91V94H56ZM71 93V92H70ZM74 93V92H73ZM73 93H71L72 95H73ZM77 93V92H76ZM75 93V94H76ZM139 93V92H138ZM175 93H177V92H175ZM199 93V92H198ZM57 94H60V93H57ZM62 94V93H61ZM66 94V93H65ZM69 93H67V95H68ZM70 94V95H71ZM190 94V93H189ZM195 94V93H194ZM202 94V93H201ZM191 95H192V93H191ZM28 96V95H27ZM50 96H48L47 98L49 99V97ZM59 96H61V95H59ZM199 96V95H198ZM195 97H196V95H195ZM1 98H4V97H1ZM47 98H43V99H46V101H48L47 100ZM63 98H64V96H63ZM67 98V97H66ZM229 98V97H228ZM90 99V98H89ZM133 99V98H132ZM180 99H181V97H180ZM4 100H6V99H0V103H1V101H3L4 102ZM41 100V99H40ZM57 100V99H56ZM231 100V99H230ZM17 101V100H16ZM160 101V100H159ZM189 101V100H188ZM196 101V100H195ZM218 101H220V99L218 100ZM234 101V100H233ZM256 101H258V100H256ZM2 102V103H3ZM124 102V101H123ZM162 102V101H161ZM190 102V101H189ZM244 102V101H243ZM21 103V102H20ZM121 103V102H120ZM154 103V102H153ZM158 103V102H157ZM9 104H11V103H9ZM163 104V103H162ZM234 104V103H233ZM2 105V107H3V104H1ZM20 104L18 103V104H13V107H14V109H16V110H18L19 111V108H20V106H19ZM156 105V104H155ZM159 105H160V103H159ZM8 106V105H7ZM7 106H4V108L5 107H7ZM11 106V105H10ZM7 107V108H9L10 110H12V108L13 107ZM26 106V105H25ZM221 106V105H220ZM1 107V106H0ZM1 107V108H2ZM19 107V108H18ZM76 107V106H75ZM82 107V106H81ZM124 107V106H123ZM22 108V107H21ZM20 108V109H21ZM25 108H27V107H25ZM25 108H24V110H25ZM36 108H38V107H36ZM45 108V107H44ZM64 108H66V107H64ZM63 108V109H64ZM78 108V107H77ZM83 109H84V107H82ZM157 108V107H156ZM164 108V107H163ZM27 109H31L32 110V107H28ZM26 109V110H27ZM119 109V108H118ZM155 109V108H154ZM165 109V108H164ZM233 109V108H232ZM75 110V109H74ZM15 111V110H14ZM13 111V112H14ZM21 111V110H20ZM55 111V110H54ZM87 111H89V110H87ZM87 111H86V113H87ZM99 111V109L97 110V112ZM5 113L4 111H3V109L1 110V113ZM8 112V111H7ZM15 112H17V111H15ZM36 112H38V111H36ZM60 112H61V110H60ZM63 112V111H62ZM77 112V111H76ZM159 112H161V110L159 111ZM2 113V114H3ZM10 113H11V111H10ZM115 113V112H114ZM117 113V112H116ZM192 113H194V112H192ZM14 114V113H13ZM40 114V113H39ZM79 114H80V112H79ZM79 114H77V115H79ZM90 114V113H89ZM118 114V113H117ZM155 114H156V112H155ZM10 115V114H9ZM21 115V114H20ZM87 114H85L84 116H86ZM97 115H99V114H97ZM157 115V114H156ZM155 115V116H156ZM190 115V114H189ZM189 115H187V117H189ZM5 116V115H4ZM15 116H16V114H15ZM49 116V115H48ZM73 116V115H72ZM152 116H154V115H152ZM151 116V117H152ZM17 117V116H16ZM75 117V116H74ZM101 117H103V116H100L99 118H101ZM106 117V116H105ZM110 117V116H109ZM108 116H107V118H109ZM126 117V116H125ZM5 118H6V116H5ZM9 118H10V116H9ZM13 118V117H12ZM18 118V117H17ZM78 118H79V116H78ZM78 118H77V120H78ZM81 118V117H80ZM90 118H92L93 120L94 119H96L97 117L95 116V114H94V117H91L90 116ZM99 118H97L98 120H97V122L98 121H100V120H102V118L99 120ZM124 118V117H123ZM156 117H154V119H155ZM186 118V117H185ZM213 118V117H212ZM74 119V118H73ZM110 119V118H109ZM122 119V118H121ZM219 119V118H218ZM76 120V121H77ZM79 120H81V119H79ZM78 120V121H79ZM114 120V119H113ZM187 120H188V118H187ZM71 121V120H70ZM109 121H111V126H112V128H114V125H112V123H114L115 122V120L112 122V120L110 119ZM107 119L106 120H103V122L102 121H100V123H102L103 124V126H105V127H107L108 126V124H107ZM122 122V121H121ZM87 123V122H86ZM93 124H95L96 122H92ZM106 123V124H105ZM116 123V122H115ZM114 123V124H115ZM163 123V122H162ZM84 123H82V125H83ZM90 124V123H89ZM92 124V125H93ZM101 124V125H102ZM105 124V125H104ZM127 124V123H126ZM96 125V124H95ZM116 125V124H115ZM123 125V124H122ZM163 125V124H162ZM97 126L99 127L100 125L99 124H97ZM110 126V125H109ZM108 126V128L110 129L111 128V126L109 127ZM117 126H121V124H119V125H117ZM178 126V125H177ZM84 127V126H83ZM94 127H96V126H94ZM116 127V126H115ZM122 127V126H121ZM220 127V126H219ZM97 128V127H96ZM100 129H101V127H99ZM98 128V129H99ZM108 128H106L107 130H108ZM136 128V127H135ZM179 128V127H178ZM177 127H176V129L177 130H180V129H178ZM95 129V128H94ZM93 129V130H94ZM97 129V130H98ZM116 130H118V129H116ZM121 130V129H120ZM123 130V129H122ZM260 130H262V129H260ZM106 131V130H105ZM104 131V132H105ZM109 132H110V130H108ZM228 131V130H227ZM226 131V132H227ZM98 132V131H97ZM101 132H103V131H101ZM114 132H116V131H114ZM120 132H122V131H120ZM138 132V134H140V135H137L138 136V138H143V134H144V136L147 138L146 139V141H147V143L149 142L150 144L152 143V139L153 138H157V136H159L160 134H158L157 135V133H153V132H151L152 134H148L149 132H146L145 131V129L143 128V129H140V130H138L137 131ZM223 132V131H222ZM107 133V132H106ZM127 133V132H126ZM129 133V132H128ZM220 133V132H219ZM261 133V132H260ZM122 134H123V132H122ZM246 134V133H245ZM127 136V135H126ZM131 136V135H130ZM135 136V135H134ZM140 136V137H139ZM113 137V136H112ZM129 137V136H128ZM127 137V138H128ZM104 138V137H103ZM130 138H133V136L132 137H130ZM159 138H161V135H160V137ZM21 139V138H20ZM107 139V138H106ZM148 139H150V140H148ZM130 140V139H129ZM141 140V139H140ZM143 140V139H142ZM163 139L161 138V140L160 141H162ZM107 141V140H106ZM67 142V141H66ZM138 142V141H137ZM154 142V141H153ZM157 142V141H156ZM178 142V141H177ZM202 142V141H201ZM53 143H55V142H53ZM107 143V142H106ZM160 143V142H159ZM162 143V142H161ZM167 143V142H166ZM69 144V143H68ZM181 144V143H180ZM179 144V145H180ZM189 144H190V141H189ZM192 144V143H191ZM196 143H194L193 145H195ZM198 144V143H197ZM196 144V145H197ZM205 144V143H204ZM88 145V144H87ZM154 145V144H153ZM171 145H173V144H171ZM170 145V146H171ZM195 145V146H196ZM199 145H202V144H199ZM46 146V145H45ZM96 146V145H95ZM155 146V145H154ZM161 146V145H160ZM165 146V145H164ZM177 146V145H176ZM181 146H184V145H181ZM198 146V145H197ZM204 147L203 148H209V146L208 147H205V145H203ZM52 147V146H51ZM56 147V146H55ZM58 147V146H57ZM86 147V146H85ZM90 147V146H89ZM93 147V146H92ZM126 147V146H125ZM152 147V146H151ZM201 147V146H200ZM211 147H212V145H211ZM251 147V146H250ZM87 148V147H86ZM109 148V147H108ZM165 148H168V146L166 147L165 146ZM171 148V147H170ZM177 148H182V149H186V146L185 147H177ZM189 149L190 148H193L194 149V147L191 145L190 147H188ZM187 148V149H188ZM213 148H215V147H213ZM213 148H212V150H213ZM50 149V148H49ZM82 149V148H81ZM84 149V148H83ZM94 149H96V147H94ZM93 149V150H94ZM174 149V148H173ZM198 149V148H197ZM201 149H202V147H201ZM219 149H221V148H219ZM32 150V149H31ZM52 150V149H51ZM121 150H122V147H121ZM133 150V149H132ZM135 150V149H134ZM140 150H142V149H140ZM139 150V151H140ZM211 150V149H210ZM209 150V151H210ZM11 151V150H10ZM84 150H82V152H83ZM89 151V150H88ZM129 151V150H128ZM172 151V150H171ZM179 151V150H178ZM188 152H189V150H187ZM194 151V150H193ZM193 151H192V149H191V153H190V155L193 157H195V155L193 154ZM204 151V150H203ZM215 151V150H214ZM32 152V151H31ZM85 152V151H84ZM95 152V151H94ZM113 152V151H112ZM142 152V151H141ZM147 153H148V151H146ZM180 152H182L183 153V151H180ZM185 152V154H187L188 152H186V151H184ZM196 152V151H195ZM33 153H35V152H33ZM160 153V152H159ZM165 153V152H164ZM172 153H173V151H172ZM171 153V154H172ZM176 153V152H175ZM196 153H200L201 154V152H196ZM220 154H221V152H219ZM78 154V153H77ZM89 154V153H88ZM88 154H87V156H88ZM96 154H98V152L96 153ZM96 154H95V156H96ZM100 154V153H99ZM123 154H124V152H123ZM126 154H128V153H126ZM131 154V153H130ZM146 154V153H145ZM149 154V153H148ZM147 154V155H148ZM204 154V153H203ZM209 153H207V157L210 155H208ZM29 155H30V153H29ZM33 155V154H32ZM34 155H36V153L34 154ZM147 155H145L146 157H147ZM153 155V154H152ZM170 155V154H169ZM189 155V154H188ZM187 155V156H188ZM189 155V156H190ZM218 155V154H217ZM223 155V153L221 154V156L220 157H218V158H222V157H224V156H222ZM225 155V154H224ZM3 156V155H2ZM38 156V155H37ZM86 156V157H87ZM107 156V155H106ZM126 156V155H125ZM142 156H143V154H142ZM160 156V155H159ZM161 156H162V154H161ZM164 156V155H163ZM162 156V157H163ZM165 156H168V155H166L165 154ZM186 155L184 156V157H187ZM190 156V158L192 159V157ZM199 156V157H198ZM200 156H202V158H203V156L204 155H196V157L194 158V159H196V158H201ZM205 156H206V153H205ZM213 156V157H212ZM215 155H211V158H213V159H215V157H214ZM226 156V155H225ZM229 156V155H228ZM240 156V155H239ZM36 157V156H35ZM42 157V156H41ZM56 157V156H55ZM62 157V156H61ZM69 157V156H68ZM145 157V158H146ZM169 157V156H168ZM172 157V156H171ZM170 157V159H169V164H171L170 163V160L172 161V159L173 158H171ZM174 157V156H173ZM210 157V156H209ZM216 157V159L215 160H217L218 158ZM29 158V157H28ZM74 158V157H73ZM93 158V157H92ZM102 157H100V159H101ZM125 158V157H124ZM127 158V157H126ZM187 158H189V157H187ZM78 159V158H77ZM88 159V158H87ZM144 159V158H143ZM163 159L165 160L166 158H164L163 157ZM162 159V160H163ZM174 159H176V157L174 158ZM190 159V160H191ZM194 159H192V160H194ZM198 159H196L197 161H198ZM204 159V158H203ZM207 160H208V158H206ZM210 159V158H209ZM223 159V158H222ZM226 159V158H225ZM89 160H91V159H89ZM102 161L103 160H105L104 158H102L101 159ZM100 160V161H101ZM129 160H131V159H129ZM133 160V159H132ZM163 160V161H164ZM178 159H176V161H177ZM33 161V160H32ZM72 161V160H71ZM85 161V160H84ZM86 161H88V160H86ZM107 161V160H106ZM123 161V160H122ZM136 161V160H135ZM155 161H157V160H155ZM154 161V162H155ZM166 161H168L167 159L165 160V162ZM195 161V160H194ZM197 161H195V162H197ZM202 161V160H201ZM209 161V160H208ZM218 161V160H217ZM221 161V160H220ZM237 161V160H236ZM260 161V160H259ZM29 162V161H28ZM41 161H39V163H40ZM93 161H91V163H92ZM104 162V161H103ZM111 162V161H110ZM174 162V161H173ZM192 162V161H191ZM204 162V161H203ZM202 162V163H203ZM26 163V162H25ZM30 163V162H29ZM33 163V162H32ZM71 163V162H70ZM74 163V162H73ZM99 163V162H98ZM115 163V162H114ZM123 163H124V161H123ZM175 163V162H174ZM177 163H179V161H177ZM177 163L175 164V165H177ZM23 164V163H22ZM27 165H28V163H26ZM25 164V165H26ZM33 164H35V163H33ZM80 164H82V162L80 163ZM100 164V163H99ZM108 164H111V163H108ZM121 164V163H120ZM181 164V163H180ZM180 164H178L179 166H180ZM186 164H188V162L186 163ZM196 164V163H195ZM24 165V164H23ZM25 165H24V167H25ZM72 165V164H71ZM74 165H76V164H74ZM106 165V164H105ZM174 165V164H173ZM1 166V165H0ZM76 166H78V165H76ZM100 166H102V165H100ZM107 166V165H106ZM106 166H104V167H106ZM155 166V165H154ZM172 166V165H171ZM261 166V165H260ZM259 166V167H260ZM9 168H10V166H8ZM33 167V166H32ZM73 167V166H72ZM85 167H86V165H85ZM99 167V166H98ZM146 167V166H145ZM174 167V166H173ZM177 167V166H176ZM184 167V166H183ZM186 167V166H185ZM35 168H37V167H35ZM82 168V167H81ZM84 168V167H83ZM83 168L81 169V170H83ZM91 168H93V167H91ZM91 168H89V170H92ZM103 168V167H102ZM101 168V169H102ZM107 168V167H106ZM1 169V168H0ZM4 169V168H3ZM6 169H8L7 167H6ZM5 169V170H6ZM26 169H27V167H26ZM29 169V168H28ZM98 169V168H97ZM96 168H94V171L95 170H97ZM108 169V168H107ZM176 169V168H175ZM181 169V168H180ZM16 170H20V169H18V168H16ZM52 170V169H51ZM76 170V169H75ZM89 170L87 171L88 173H89ZM104 170H105V168H104ZM172 170H173V168H172ZM4 171V170H3ZM2 171V172H3ZM21 171V170H20ZM25 171V170H24ZM59 171H60V169H59ZM99 171H100V168H99ZM117 171V170H116ZM157 171V170H156ZM180 171V170H179ZM194 171V170H193ZM14 172H17V171H14ZM61 172V171H60ZM73 172V174H74V172L75 171H72ZM98 172V171H97ZM171 172V171H170ZM192 172V171H191ZM92 173H93V171H92ZM95 173V172H94ZM177 173H180V172H177ZM196 173V172H195ZM1 174V173H0ZM16 175H17V173H15ZM98 174L100 175V177H102L101 176V174L98 172ZM108 174V173H107ZM175 174V175H174ZM173 175H174V177H173V179H172V181L171 180H168V181H170L169 183L167 182V184H165L164 185V187H165V189H163V188H161V187H159L160 185H162L161 184V182H159L157 185H158V191L161 193L162 191V189H163V192H164V190H166V195L164 194V193H161V194H163V197L161 198V199H163V201L162 202H164V203H166V204H164V205H167V207H169V210L170 209H172L173 207H174V210L177 208L176 206H177V201H179V200H175V198H176V196H178L179 197V195L181 196V194H180V192H182L183 193V190H185V184H184V181L183 182H181V180H182V176L180 175V174H176V173H174ZM183 174V173H182ZM191 174V173H190ZM22 175V174H21ZM153 175H155V174H153ZM171 175V177H172V173L170 174ZM188 175V174H187ZM194 175V174H193ZM232 175V174H231ZM5 176V175H4ZM3 176V177H4ZM57 176V175H56ZM74 176V175H73ZM86 175H84L83 176V178L85 179L87 176H89V175H87L86 177H85ZM156 176V175H155ZM184 176V175H183ZM190 176V175H189ZM225 176H227V175H225ZM1 178L0 177V185L1 184H3V182H1V181H4V180H9L8 181V185H9V183L11 182L10 180V178L8 179V178H6L5 179V177L4 178ZM11 177V176H10ZM20 177V176H19ZM18 176H15L14 175V177L12 178V180H13V182L15 183V182H17V183H15L18 187H20L19 185L20 184H18V182H20L19 180H20V178H19ZM110 177V176H109ZM165 177V176H164ZM186 177V176H185ZM192 177H195V176H192ZM35 178V177H34ZM40 178V177H39ZM77 178H78V176H77ZM76 177L75 178H72L74 181H76L75 179H77ZM91 178V177H90ZM119 178V177H118ZM121 178V177H120ZM187 178V177H186ZM188 178H190V177H188ZM197 178V177H196ZM37 179H38V177H37ZM46 179V178H45ZM54 179H56V178H54ZM60 179V178H59ZM72 179H71V181H72ZM103 179V178H102ZM106 179V178H105ZM107 179H109L108 177H107ZM122 179V178H121ZM157 179V178H156ZM213 179V178H212ZM225 179V178H224ZM227 179V178H226ZM231 179H234V178H232L231 177ZM6 180V181H7ZM63 180V179H62ZM90 181V179L89 178H86L85 180H83V182H82V186H83V184H84V182L85 181ZM92 180V179H91ZM93 180H96V178H94ZM183 180H185V178L183 179ZM192 180V179H191ZM190 179H189V181H191ZM195 180V179H194ZM5 181V182H6ZM22 181H24V180H22ZM28 181H30V180H28ZM35 181V180H34ZM42 181V180H41ZM43 181H45V180H43ZM53 181V180H52ZM56 181H57V179H56ZM101 181V180H100ZM119 179H118V182H115L114 180H112V178L110 179V180H107V183L108 184H105V185H108V186H106V187H104V192H109L110 194H113L114 195V200H113V195H111V196H109L108 195V193H107V195H105L106 193H102L103 194V199H104V197L105 196H109L110 198H109V200H107V199H105V200H107V201H109L110 203H111V201H112V204H110L111 205V207H113L114 206V208H112V209H114V210H111V209H109V210H111L112 212H110L111 214H114V216H118L117 217V221H115V222H113V224L112 225H110V228H109V230L110 231H112V232H115V233H118L119 232V230L121 229V227L125 224V223H135L134 225H133V229L131 228V226H130V229H129V227H128V229H129V231H127L126 229H124L125 231H126V233H124L123 235H120L119 234V236L118 237H116V238H113L111 235V237H112V240H110L109 239V241H107V238H104L105 240H106V243H104L105 245H107L109 248H111L114 252H116L119 256H121V257H125V258H129V259H133L134 260V262L135 261H138V262H140V263H146V264H150V263H152V262H159L160 264L163 262V261H165L166 259H168L169 261H165V263L164 264H166L167 262H169V264H196L197 263V261L196 262H193L194 260H193V258L191 257V255L192 254H194V252H195V250H197L198 251V249L199 250H201V251H203L204 250V248H203V250H202V246H201V244L203 245V243L201 242V241H198V239H194L192 236H194V235H192L191 236V234H192V232L189 234V232H187V229H189V227H190V230L191 229H195L196 228V225H198V226H200V224L202 225L203 224V222H204V224H205V226H206V228L208 229V231H209V233H211L210 235L208 234V233H205V231L207 230L205 227H203L204 229H206V230H204V233H205V235L206 234H208V235H203V236H205V237H212L213 238V241H219V238L217 239V237H220L221 238V242H219V244L221 245H219V247L221 248L225 243L226 244H228L227 246H229V245H231L230 243H232V242H234V241H232V240H236V238H242V236L244 235V237L246 236V238H247V236H248V239H243L244 240V242H242V239H241V242L243 243L242 245L244 246V244H246V246L248 247V248H246V249H249V250H251L253 253L251 254V255H254L252 258H248V259H250L251 261L252 260H254V261H256V263L255 262H249V261H247V260H245V261H247V262H249V263H255V264H259V263H261V262H264L263 260H262V258L259 260L257 257H259L258 256V252H261L262 254V256L264 257V251H262L263 249H264V244H262V243H258V245H257V242L259 241V239H260V237L259 236H261V234H264L263 232H260L261 230H264V212H263V207L262 206H264L263 204V202L262 203H260V206H258L257 205V200L255 201L256 202V207H259L257 210H255V211H252V212H257V214H258V217L257 218H254V219H256V220H252L253 218H249V217H251L250 216V214H248L246 211H248L249 210V212H251L250 211V207H247L248 208V210L246 209V210H243V206H244V203L241 201V200H243L242 198L240 199V195H241V193L240 192H242L243 193V190H245V189H243V187H240L241 189H243L242 191H240L241 189H239L238 187H239V182H238V187H236L235 186V190L233 191L231 188H234V187H231L230 189L232 190V195L233 196H229V198L226 196L225 197V195L226 194H224V193H222V195H221V193L220 194H215V196H213V195H211V196H209V195H205V191H203L202 189H201V187H199L198 185H196L195 187L194 186H190L192 189H188L186 192L188 193V196L190 197L189 199H188V197H187V199H188V201H189V204H190V208H187V209H185L184 210V208L183 209H180V210H184L183 212L184 213H186L187 215V219H186V221H184V222H177L178 224H176V225H179V228H178V226H176L175 228H173V229H175V230H171L172 228H170V231H168L167 230V232L166 233H164V231L163 232H159L160 230L162 231L163 229L161 228L160 230H154V229H157V228H153V226H152V228H151V224H153L154 223V218L152 219L149 215H148V217H147V219H146V217L145 216H147V215H145L144 214V210H148L147 212H148V214H149V209H150V206L151 205H153V204H149L150 203V201H149V203H145L146 201H144L141 197H139L140 198V201H138V202H134V195H136V192L135 193H133L132 191H130V190H128L127 188H126V186H124V184H125V182L124 181H121V182H123L122 184L121 183H119ZM127 181V180H126ZM129 181V180H128ZM186 181H188V180H186ZM216 181V180H215ZM227 181H228V179H227ZM229 181H230V177H229ZM35 182H37V180L35 181ZM48 182H51V181H48ZM59 182V181H58ZM64 182H66V181H64ZM78 182V181H77ZM95 182H98V181H95ZM113 182H115V183H113ZM163 182V181H162ZM223 182V181H222ZM45 184L47 183V182H44ZM70 182H68V184H69ZM73 183V182H72ZM89 183V182H88ZM94 183V182H93ZM155 183H156V181H155ZM194 183H196V182H194ZM214 183V182H213ZM224 183H225V180H224V182H223V186H224ZM227 184H228V182H226ZM234 183H236V182H234ZM233 183V184H234ZM40 184V183H39ZM67 184V186L68 187H70V188H73V186H70V185H68ZM71 184V183H70ZM95 184V183H94ZM93 184V185H94ZM133 184V183H132ZM188 184H189V182H188ZM15 185V186H16ZM36 185H37V183H36ZM71 185H74V184H71ZM75 185H76V183H75ZM75 185H74V187H75ZM78 185H79V187L81 186V184H79L78 183ZM78 185H76V186H78ZM84 185H87L88 186V184L85 182V184ZM103 185V184H102ZM194 185V184H193ZM232 185V184H231ZM230 185V186H231ZM256 185V184H255ZM4 186H5V184H4ZM16 186V188L19 190V188ZM25 186V185H24ZM55 186V185H54ZM81 186V187H82ZM87 186H85L86 188H87ZM96 186V185H95ZM95 186H93V187H95ZM100 186V185H99ZM155 186V185H154ZM215 186H216V184H215ZM214 186V187H215ZM219 186V184L216 186V187H218ZM6 187H7V184H6ZM9 187V186H8ZM35 187V186H34ZM66 187V186H65ZM64 187V188H65ZM93 187L91 188V189H93ZM148 187V186H147ZM150 187V186H149ZM189 187V188H190ZM211 187H213V186H211ZM225 187V186H224ZM226 187H228V186H226ZM248 187V186H247ZM250 187V186H249ZM249 187H248V191L250 192V190H249ZM1 188V187H0ZM5 188V187H4ZM14 187H12V189H13ZM16 188H14V189H16ZM21 188H22V185H21ZM31 188V187H30ZM67 188V187H66ZM65 188V189H66ZM85 188V189H86ZM99 188V187H98ZM98 188H97V190H98ZM143 188V187H142ZM160 188V189H159ZM207 188V187H206ZM222 188V187H221ZM16 189V190H17ZM64 189V190H65ZM75 189V188H74ZM85 189H84V186L82 187V189H79V191L81 192V190H83L82 191V195L81 196H83L84 197V195L85 194H87V192L85 193ZM95 189H96V187H95ZM95 189L94 190H92V191H95ZM103 189V188H102ZM132 189H133V187H132ZM144 189H146V187L144 188ZM151 189V188H150ZM229 189V190H230ZM236 189H238V193H240L239 194V196L236 194V192H237V190ZM251 189H254V190H252V191H255V189L256 188H252L251 187ZM258 190H259V188H257ZM5 190V189H4ZM11 190V189H10ZM15 190V191H16ZM17 190V191H18ZM22 190V189H21ZM35 190V189H34ZM38 190V189H37ZM37 190H35V192L36 193H38V192H40V194L42 195V193H41V190L39 191H37ZM68 191H69V188L67 189ZM76 190V189H75ZM74 190V191H75ZM96 190V191H97ZM139 190H141V189H139ZM139 190H137V191H139ZM146 190H148V192L149 191H151V190H155V188H153V189H151V190H149V189H146ZM190 190V191H189ZM215 190V188H213V190H212V192ZM217 190H219V191H221V190H224V189H218L217 188ZM227 190V189H226ZM247 190V189H246ZM258 190H256V192L258 191ZM264 190V189H263ZM7 191H9V188H8V190ZM14 191V192H15ZM16 191V192H17ZM70 191H72V190H70ZM69 191V192H70ZM87 191V190H86ZM88 191H89V188H88ZM95 191V192H96ZM156 191V190H155ZM196 191V195L195 194H193L194 192ZM236 191V192H235ZM252 191L250 192V193H252ZM0 192H2V191H0ZM4 192V191H3ZM15 192V193H16ZM20 192V191H19ZM47 192H48V190H47ZM46 192V193H47ZM61 192H63V191H61ZM67 192V191H66ZM79 192V193H80ZM98 192H99V190H98ZM144 192H147V191H144ZM244 192H246V191H244ZM256 192L253 194H251L252 196V198H254L255 196L256 197H258L257 196V194H258V192H257V194H256ZM262 192V191H261ZM5 193V192H4ZM13 193V192H12ZM11 193V194H12ZM55 193H57V192H55ZM68 193V192H67ZM75 192H73V194H74ZM76 193H77V191H76ZM75 193V194H76ZM85 193V194H84ZM92 193H94V192H92ZM138 193V192H137ZM149 193H151V192H149ZM187 193H186V195H187ZM226 193V192H225ZM248 193V192H247ZM246 193V194H247ZM264 193V192H263ZM14 194V193H13ZM17 195L18 194H20V193H16ZM28 194H30V195H32L31 193H28ZM64 194H65V192H64ZM71 194V193H70ZM100 194V193H99ZM140 194V193H139ZM139 194H137V195H139ZM143 194V193H142ZM145 194V193H144ZM146 194H148V193H146ZM154 194V193H153ZM211 194V193H210ZM213 194H214V192H213ZM227 194H229V193H227ZM15 195V194H14ZM21 195V197L23 198V196H22V194H20ZM33 195H35V193L33 194ZM91 195V194H90ZM94 195V194H93ZM105 195V196H104ZM159 195V194H158ZM248 195V194H247ZM264 195V194H263ZM28 196V195H27ZM53 196H56V195H53ZM59 196V195H58ZM67 196V195H66ZM66 196H64L63 194H61V196H60V198L62 199V197H65L66 198ZM76 196V195H75ZM74 196V198L76 199V197ZM92 196V195H91ZM101 196V195H100ZM100 196H98V197H95V198H99ZM140 196H141V194H140ZM142 196H144V195H142ZM146 196V195H145ZM243 196H245V194H243ZM260 196V195H259ZM8 197H10V195L8 196ZM29 197V196H28ZM148 197V196H147ZM159 197V196H158ZM157 197V198H158ZM235 197V198H234ZM248 197H250V195L248 196ZM247 196H246V198H244L245 199V203H246V201H248V200H250V198L249 199H247L248 198ZM264 197V196H263ZM262 197V198H263ZM17 198H18V196H17ZM20 198V197H19ZM29 198H31V197H29ZM56 198V197H55ZM59 198V197H58ZM68 199H69V197H67ZM86 198V197H85ZM85 198H83V200L81 199V197H79V199H81L82 201H81V203L84 205V207H85V209H87V208H89L91 205H90V203H92V206H93V210H95L97 207H101V205H105V203L103 202L104 200H102V197L100 198L101 199V201H99L100 199H97L100 203H102L103 202V204H101V205H99V206H97L96 205V208H94V200L91 202V199H90V197H89V199H90V203H88L89 201H84V199ZM94 198V197H93ZM106 198V197H105ZM108 198V197H107ZM144 198V197H143ZM146 198V197H145ZM156 198V197H155ZM237 198V199H236ZM251 198V200H253ZM259 198V197H258ZM260 198H261V196H260ZM6 199H8V198H6ZM13 199H15L14 200V202H16V198L14 197ZM12 198H11V200H13ZM32 199V198H31ZM40 199V198H39ZM44 199V198H43ZM42 199V200H43ZM45 199H46V197H45ZM49 199V198H48ZM50 199H52V198H50ZM54 199V198H53ZM52 199V200H53ZM61 199H59V200H61ZM68 199H65L66 201L68 200ZM72 199H73V196H72ZM72 199H70V201L72 200ZM146 199H148V198H146ZM145 199V200H146ZM149 199H151L152 200V198H149ZM179 199V198H178ZM239 199H240V201H239ZM247 199V200H246ZM254 199H256V198H254ZM264 199V198H263ZM23 200V199H22ZM34 200V199H33ZM38 200V199H37ZM41 200V199H40ZM41 200V201H42ZM64 202H65V200H64V198L62 199ZM61 200V201H62ZM74 200V199H73ZM85 200H87V199H85ZM97 200H95V201H97ZM137 199H135V201H136ZM154 200V199H153ZM238 200V201H237ZM250 200V201H251ZM7 201H9V200H7ZM6 201V203H8ZM25 202L27 201L26 199L24 200ZM31 200H29V202H30ZM49 201V200H48ZM47 201V202H48ZM51 201V200H50ZM49 201V202H50ZM61 201H59L60 203H61ZM78 200H76V202H77ZM83 201H84V203H83ZM107 201H105L106 203H107ZM161 201V200H160ZM239 204L240 202L241 203H243L242 204V206L239 204V206L240 207H237L236 205H237V203ZM260 201V200H259ZM3 202H4V200H3ZM17 202H18V200H17ZM38 202V201H37ZM69 201H67V202H65L64 204H61V206L63 205V206H65V204H67ZM73 203L74 205H75V208L77 207V205H78V203ZM87 203V205L89 206H87V205H85L86 203ZM148 202V201H147ZM0 203H2V202H0ZM11 203V202H10ZM36 203V202H35ZM41 203V202H40ZM45 203V202H44ZM53 203V202H52ZM63 203V202H62ZM70 203H72V202H70ZM161 203V202H160ZM183 203H185L184 201H183ZM252 204H254L253 203V201L251 202ZM3 204V203H2ZM1 204V205H2ZM30 204H32L31 202L29 203V205ZM34 204V203H33ZM32 204V205H33ZM42 204V203H41ZM45 204H48L49 205V203H45ZM73 204L71 205V204H69L70 206H66V207H73ZM82 204H80L81 206H83ZM156 204H158V203H156ZM1 205H0V207H1ZM8 205H9V203H8ZM25 205H27V206H29L28 204H25ZM38 205H40L39 204V202H38ZM48 205H46L47 207H48ZM53 205V204H52ZM58 205H60V204H58ZM109 205V204H108ZM107 205V206H108ZM147 205H149V206H147ZM155 205V204H154ZM159 205H162L163 206V203L162 204H159ZM188 205V204H187ZM246 205H247V203H246ZM255 205V204H254ZM254 205L251 207V208H253L254 207ZM262 205V206H261ZM5 206H7L6 204H5ZM4 206V207H5ZM12 206V205H11ZM24 206V205H23ZM34 206H36V204L34 205ZM41 206V205H40ZM55 206H57V205H55ZM79 206V205H78ZM87 206V207H86ZM106 206V205H105ZM15 207V206H14ZM29 207H31V206H29ZM44 207H45V205H44ZM52 207V206H51ZM50 207V208H51ZM64 208V210H67V208ZM71 207V208H72ZM104 206H102V208H103ZM161 209H162V207L161 206H159ZM165 208H166V206H164ZM163 207V208H164ZM246 207H244V208H246ZM3 208V207H2ZM11 208H13V207H11ZM41 209H43L42 207H40ZM46 208V207H45ZM44 208V209H45ZM53 208H54V206H53ZM52 208V210H54ZM57 208V207H56ZM81 208H83V207H80L79 206V208H78V210H77V208L76 209H74V208H72V209H74V210H76V211H78L79 212V209H80V211H83L84 210V208H83V210H81ZM91 208V207H90ZM106 208V207H105ZM105 208H103V209H105ZM108 208H110V207H108ZM156 208H157V206H156ZM159 208V209H160ZM242 208V209H241ZM39 209V208H38ZM40 209V210H41ZM43 209V210H44ZM60 209V208H59ZM58 209V210H59ZM179 209H176L177 211L179 210ZM6 210V209H5ZM11 209H10V207H9V211L8 212H11L10 211ZM12 210H16V209H12ZM26 210V209H25ZM28 210V209H27ZM34 210H37V208L36 209H34ZM33 210V211H34ZM61 210V209H60ZM73 210V211H74ZM88 210V209H87ZM91 210H92V208H91ZM97 210V209H96ZM107 210V212H104L103 210V212L105 213V214H110L109 213V210L108 209H106ZM105 210V211H106ZM143 210V211H142ZM168 210V211H169ZM173 210V211H174ZM254 210V209H253ZM2 210H1V208H0V213H3V217H4V215H5V213H8L7 211L4 213V211L3 212H1ZM62 211V213H63V210H61ZM69 211V210H68ZM70 211H71V209H70ZM121 211V212H120ZM145 211V212H146ZM155 211V209L153 208V211L151 210V212H154ZM167 211V212H168ZM173 211H171V213H173ZM243 211H244V213L246 214H243ZM13 212V211H12ZM15 212H17V210L15 211ZM31 212H32V210H31ZM41 212H42V210H41ZM49 212V211H48ZM60 212V211H59ZM65 212H67V211H64V213ZM78 212H76V213H78ZM89 212H91L90 210H89ZM118 212H120L119 214H118ZM159 212V211H158ZM164 212V211H163ZM166 212V211H165ZM164 212V213H165ZM166 212V213H167ZM170 212V211H169ZM179 212H181V211H179ZM179 212H178V214H179ZM30 213V212H29ZM36 213H39V211H37ZM43 213V212H42ZM47 213V212H46ZM54 213V212H53ZM53 213H52V211H51V215L53 216ZM61 214V215H66V213L65 214ZM70 213V212H69ZM69 213H67V215H69ZM82 213V215L84 214L83 212H81ZM87 213V212H86ZM156 213H157V211H156ZM155 213V214H156ZM243 214V215H245V216H243V217H238V216H240L241 214ZM9 214V213H8ZM14 214V213H13ZM17 214V213H16ZM50 214V213H49ZM49 214H48V216H49ZM56 214V213H55ZM54 214V215H55ZM79 214H80V212H79ZM92 214V216L94 217H96L98 214H94L93 215V212L91 213ZM90 214V215H91ZM117 214V215H116ZM147 214V213H146ZM154 214V213H153ZM163 214V213H162ZM168 214V213H167ZM170 214V213H169ZM168 214V215H169ZM181 214V213H180ZM256 215V213H253V214H251V215ZM19 215H21V214H19ZM37 215H41V214H37ZM56 215H59L60 216V213L58 214H56ZM55 215V216H56ZM86 215V214H85ZM85 215H83V217L85 216ZM89 215V214H88ZM103 215V214H102ZM101 215V216H102ZM145 215V216H144ZM11 216V213L9 214V217ZM14 216V215H13ZM34 216H36V214H35V211H34ZM53 217L54 219L53 220H55V218L57 217ZM87 216V215H86ZM85 216V217H86ZM91 216V217H92ZM109 216V215H108ZM108 216H106L107 218H105L104 220H106V221H109L108 219ZM111 216V215H110ZM109 216V217H110ZM158 216H160V214H158ZM185 216V217H186ZM0 217H2L1 215H0ZM2 217V218H3ZM17 217V216H16ZM100 217V216H99ZM105 217V216H104ZM104 217H102V218H104ZM112 217H113V215H112ZM112 217H110V221H111V219H112ZM154 217H156L155 215H154ZM167 217H170V219H168V220H170V221H168L169 223L171 222V219H173L174 218V216L172 217V215L170 216H167ZM172 217V218H171ZM180 217V216H179ZM185 217H183V218H185ZM236 217H237V219H236ZM253 217V216H252ZM255 217V216H254ZM2 218H0V220L2 219ZM12 218V217H11ZM22 218V217H21ZM45 218V217H44ZM49 218V217H48ZM47 218V219H48ZM60 218V217H59ZM118 218H120V219H118ZM160 218V217H159ZM159 218H158V221L157 222H159ZM166 218V217H165ZM181 218V217H180ZM246 218V219H245ZM20 219V218H19ZM64 219H65V217H64ZM100 219V218H99ZM148 219H151L150 221L148 220ZM247 219H249V220H247ZM4 220H6V219H4ZM11 219H9V220H7V222L8 221H10ZM18 220V219H17ZM35 220H38L37 218L35 219ZM48 220H52V219H48ZM48 220H46L47 222H48ZM53 220H52V223H53ZM95 220L96 219H94V220H92V221H94L95 222ZM103 220V219H102ZM148 220V221H147ZM167 220V219H166ZM166 220H163L164 222L166 221ZM236 220H240V222H238V221H236ZM13 221V220H12ZM15 221V220H14ZM39 221V220H38ZM65 221H66V219H65ZM65 221H63L64 223H65ZM91 221V220H90ZM90 222V223H93V222ZM99 221V220H98ZM101 221V220H100ZM100 221L98 222V223H100ZM109 221V222H110ZM176 221V220H175ZM179 221V220H178ZM194 221L196 222V223H194ZM2 222L3 223H6V225H8L7 224V222L5 221H3L2 220ZM18 222V221H17ZM62 222V223H63ZM102 222H104V221H102ZM108 222V223H109ZM198 222V223H197ZM205 222H207V224L205 223ZM218 223L219 225L217 226L215 223ZM235 222V223H234ZM1 223V222H0ZM9 223V222H8ZM19 223V222H18ZM38 224H39V222H37ZM41 223V222H40ZM49 223H51V222H49ZM90 223L89 224H87V225H90ZM163 223V222H162ZM211 223H214L218 228H219V230L220 231H216L215 230V228H213L212 229V227L213 226H211ZM238 223H240L239 224V227H240V225H241V228H238L237 227V225H238ZM15 224V223H14ZM96 224V222L95 223H93V225H95ZM104 224V223H103ZM138 224H140V225H148V227H146V226H144L143 228L142 227H140V228H138ZM172 224V223H171ZM203 224V225H204ZM236 224V226H234ZM49 225H51V224H49ZM54 225H56L55 223H54ZM92 224H91V226L94 228V231H95V229L97 228H99V226H93ZM97 225V224H96ZM99 225V224H98ZM101 225V224H100ZM153 225H155V224H153ZM159 225H161V224H159ZM1 226V225H0ZM13 226V225H12ZM11 226V227H12ZM24 226V225H23ZM31 227H34V226H32V225H30ZM90 226V227H91ZM105 226V225H104ZM104 226H102L101 225V227L99 228V230L100 229H102ZM124 226H126V224L124 225ZM162 226H163V224H162ZM167 226H169V225H167ZM171 226V225H170ZM173 226V225H172ZM175 226V225H174ZM183 226H185L184 227V229H186V230H184L183 228H180V227H183ZM194 226H195V228H194ZM26 227V226H25ZM28 227H29V224H28ZM28 227H26V228H28ZM48 227V226H47ZM106 227V226H105ZM104 227V228H105ZM164 227V226H163ZM166 227V226H165ZM188 227V228H187ZM208 227H210V229L208 228ZM215 227V226H214ZM25 228V229H26ZM123 228V227H122ZM202 228V227H201ZM217 228V229H218ZM20 229V228H19ZM181 229V230H180ZM199 229V228H198ZM237 229H239V231L237 230ZM35 230V229H34ZM184 230V231H183ZM215 231V232H217L218 234H216L217 236L214 238V236H212V231ZM238 231V233L236 232H233V231ZM7 231V230H6ZM98 231V230H97ZM97 231L95 232V233H97ZM105 231V230H104ZM103 231V232H104ZM117 231V232H116ZM183 231V232H182ZM187 233H186V232ZM198 231H200V230H198ZM233 232V233H235L236 235L235 236H230L231 238H227L226 236H228L229 237V235H231V233L230 232ZM184 232L186 233V235L188 236V237H186L185 235H183L184 234ZM21 233V232H20ZM36 233V232H35ZM38 233V232H37ZM105 233V232H104ZM120 233V232H119ZM123 233V232H122ZM195 233V231L193 232V234ZM199 233V232H198ZM220 233V234H219ZM261 233V234H260ZM6 234V233H5ZM100 234H101V232H100ZM203 234V233H202ZM215 234V233H214ZM199 235V234H198ZM233 235V234H232ZM6 236V235H5ZM99 236V235H98ZM114 236V235H113ZM116 236H117V234H116ZM200 236L202 237V235L200 234ZM115 237V236H114ZM194 237H197L198 238V236L196 235V236H194ZM96 238H98V237H96ZM182 238V239H181ZM191 238H193V239H191ZM224 238H227V239H225V241H224ZM235 238V239H234ZM259 238V239H258ZM102 239H103V237H102ZM101 239V240H102ZM199 239H202V238H199ZM204 239V238H203ZM215 239H217V240H215ZM222 239H223V241H222ZM231 239V240H230ZM261 239H263V237L261 238ZM100 240V241H101ZM182 240V241H181ZM228 240H230L228 243H227V241ZM213 241H212V243H213ZM237 241V242H236ZM235 242L236 243H238L239 241H240V239H239V241H238V239L236 240ZM181 242V243H180ZM198 242V243H197ZM204 242V241H203ZM211 242V241H210ZM210 242H207V241H205L204 242V244H205V246L207 245V243L209 244ZM235 242H234V244H235ZM241 242H239V244H241ZM187 243H189V245H188V247L186 246V247H184L185 245L184 244H187ZM212 243H210V244H212ZM216 243V242H215ZM262 244V245H261ZM238 245V244H237ZM194 246V247H193ZM204 246V245H203ZM211 246V245H210ZM214 246V245H213ZM226 245H224L223 247H225L224 248V250H225V252H226V249H227V252L226 253H228V252H230V250L228 251V248H226L227 247ZM233 246V245H232ZM236 246V245H235ZM245 246V247H246ZM164 247L166 248L165 250H164ZM184 247V248H183ZM215 247V246H214ZM218 247V248H219ZM222 247V248H223ZM238 247H239V245H238ZM254 247V248H253ZM201 248V249H200ZM229 248H231V247H229ZM233 248V247H232ZM240 248V247H239ZM168 249H170L171 251L170 252H168L169 250ZM206 249V248H205ZM217 249V248H216ZM243 249V248H242ZM214 250V249H213ZM236 250H238L237 248H236ZM241 250V249H240ZM256 250V251H255ZM260 250V251H259ZM197 251L195 252L196 254H197ZM200 251V252H201ZM219 251V250H218ZM223 251V250H222ZM232 251V250H231ZM239 251V250H238ZM250 251V252H251ZM200 252H198V253H200ZM213 252V251H212ZM215 252V251H214ZM220 252V251H219ZM234 252V251H233ZM242 252H243V250H242ZM249 252V253H250ZM258 253L257 254V256H256V253ZM221 253V252H220ZM232 253V252H231ZM241 253V252H240ZM247 254H248V252H246ZM246 253H245V255H246ZM116 254V255H117ZM195 254V255H196ZM210 254H211V252H210ZM213 254V253H212ZM217 254H218V252H217ZM234 253H232V255H233ZM214 255H216L215 253H214ZM224 255H226L225 257H227V254H225L224 253ZM237 255V254H236ZM244 255V256H245ZM197 256H198V254H197ZM200 256V255H199ZM205 256V255H204ZM211 256V255H210ZM231 256V255H230ZM234 256V255H233ZM243 256V255H242ZM262 256H260V257H262ZM192 259H191V258ZM194 257V256H193ZM201 257H203L202 255L200 256V259H201ZM208 258H210L209 256H207ZM213 257H215L216 259L219 257H216V256H213ZM220 257H221V255H220ZM239 257H240V255H239ZM205 258V257H204ZM208 258H207V260H208ZM228 259H229V257H227ZM232 258V257H231ZM236 258V257H235ZM246 258V257H245ZM245 258H243V259H245ZM165 259V260H164ZM220 259V258H219ZM227 259V260H228ZM132 260V261H133ZM161 260H163V261H161ZM196 260H199L198 258H196ZM203 260H205V259H203ZM206 260V261H207ZM232 260H233V258H232ZM236 260V259H235ZM238 260V259H237ZM223 261V260H222ZM225 261H226V259H225ZM241 261V260H240ZM157 262V264H159ZM208 262V261H207ZM221 262V261H220ZM244 262V261H243ZM243 262H242V264H243ZM200 263L201 264H204V262L202 263V261H200ZM216 263H217V261H216ZM222 263H224V262H222ZM240 263V262H239ZM153 264H155V263H153ZM168 264V263H167ZM209 264V263H208ZM217 264H219V263H217ZM230 264V263H229ZM235 264H237V263H235ZM244 264H245V262H244ZM247 264V263H246Z\"/></svg>","mask_w":264,"mask_h":264}]
</instances>
